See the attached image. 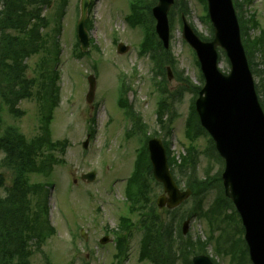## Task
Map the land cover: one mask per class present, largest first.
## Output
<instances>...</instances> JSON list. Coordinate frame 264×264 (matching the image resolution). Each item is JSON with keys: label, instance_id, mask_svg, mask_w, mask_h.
<instances>
[{"label": "rangeland", "instance_id": "374dc122", "mask_svg": "<svg viewBox=\"0 0 264 264\" xmlns=\"http://www.w3.org/2000/svg\"><path fill=\"white\" fill-rule=\"evenodd\" d=\"M128 1L94 0L88 16L93 22L89 33L98 49L89 46L85 53L79 54L75 46L79 0H67L65 13L61 18V34L58 37L59 78L56 84L59 89V101L50 124L52 138L67 141L64 153L55 151L56 156L62 158L64 162L55 166L48 178L42 175L30 177L32 182L47 180L52 184L48 208L50 223L56 232L42 246L43 253L33 251L31 257L33 264H46L44 255L49 258L51 264H110L112 262L113 240L105 245L99 244L98 240L105 234V229H115L119 216L126 213L123 188L125 180L132 172L135 149L139 145L135 136H125V132L131 127V121L125 116L124 111L115 105L118 80L126 83L125 87L129 91L132 109L146 123L147 132H157L160 139H166L171 152L177 158L184 152L183 147L187 143L184 137V124L193 96L187 88L192 84H201L193 51L181 37V25L178 18L172 15L174 21L170 31L171 57L175 61L176 69L188 76L190 82L189 80L182 82L186 88L182 89L180 80L173 72L171 80L166 81V87L170 91L169 95L164 94L165 102H169L166 118L171 120L172 124L171 134L166 135L156 120L155 111L159 94L154 87V80L159 81L161 76L155 75L150 55L138 53L137 44L143 33L138 27H130L125 20L128 14ZM186 3L190 8V13L186 17L188 22L202 36H210V23L203 18L202 3L199 0H187ZM56 5L57 3L52 9H45L43 12L50 21ZM243 13L246 18L249 13L256 16L258 28L256 26L250 29L248 34L251 37L257 35L259 30L264 28V0H251L243 7ZM55 22L56 19L52 20L45 32L51 35V27ZM118 42L129 46L127 52L124 54L116 52ZM43 55L41 51L28 60L27 75L38 81L40 80L38 72L33 69H36V64ZM219 60L220 69L227 72L229 64L223 53H220ZM256 61H259L258 56ZM258 68L261 69V66ZM94 70L97 71L95 72L96 92L92 104H89L85 101L86 77ZM164 75L166 76V73ZM258 79L259 77L254 76L255 83ZM37 89L38 86L35 83L33 92L35 93ZM178 90L182 91L181 94ZM259 96L263 98V95ZM17 106L23 111V115L17 118L6 117V124L17 125L28 138L38 134L40 112L35 96L21 100ZM91 118L94 119L93 122ZM90 128H93L92 134L89 135L87 147L83 148L82 142L86 139ZM196 145L198 147L195 172L197 177H204L207 172L213 175L222 168L221 160L211 152L205 136L199 137ZM88 171H94L96 174L91 183L80 179V175ZM0 172L4 176L5 185H9L12 173L1 167ZM174 175L180 180V187L185 188L188 173L175 169ZM154 187V190L158 192L159 188ZM215 193L216 189H212L206 195L204 207L208 208ZM193 201L192 197L189 198L184 206L175 212L174 217L177 218L175 221L180 224L183 222L178 219L185 217L183 214L192 206ZM157 213L161 214L165 223H169L172 213L164 210H157ZM132 219L136 222L137 218L132 216ZM189 220L187 233L192 237L204 239L210 233L205 220L199 218ZM172 229V236L177 239L179 227L177 229L175 225ZM84 231L87 234L85 239L81 237ZM233 234L234 236L226 232L228 241L224 245L227 253L218 254L215 252V242L220 232L213 231L214 239L208 245L207 251L218 264H234L229 253L235 248L234 240H237V230ZM108 235L112 239V236ZM140 237L141 228H134L129 238L128 257L123 264H150L138 258ZM180 239H184L183 236ZM235 259L237 260L236 256Z\"/></svg>", "mask_w": 264, "mask_h": 264}, {"label": "trees", "instance_id": "16d2710c", "mask_svg": "<svg viewBox=\"0 0 264 264\" xmlns=\"http://www.w3.org/2000/svg\"><path fill=\"white\" fill-rule=\"evenodd\" d=\"M201 1L204 2V0ZM154 2L155 0H135L132 4L133 14L129 21L132 25L138 24L145 27L147 37L144 50L152 51L157 67L162 71L164 65L171 63L173 59L169 52L162 51L160 43L154 37L150 14ZM56 3L54 15L51 14V21L56 19V22L51 27L50 35L45 32V29L50 26L51 21L48 16L42 15V12L43 8H52ZM66 4L67 0H0V152L4 154L0 166L9 169L12 173L10 186L4 189L3 195L0 194V264H30L29 257L32 251L29 246L34 244L35 248L39 249L45 239L53 233V229L44 216L47 213L46 184L30 182L29 175L48 176L54 165L60 162L55 151L63 152L64 150V142L51 140L49 125L58 101L56 86L58 73L54 64L57 62L59 52L57 41V35L60 32L59 19L64 13ZM235 6L237 7V2ZM176 12L189 14L186 0H175L172 14ZM238 18L249 66L253 73H258L255 70V55L261 56V62L264 65V32L251 39L247 35L248 24L255 25V20L244 21L240 15ZM41 50L46 51L47 54L39 63L38 74L41 76V81L35 93L40 108L41 123L39 134L27 139L14 126L2 127L3 114L4 112L15 116L22 114L17 104L20 100L32 96V88L36 83V79L27 77L26 61ZM262 74L264 75V69ZM178 79L187 81L181 75ZM256 89L258 93L264 92L263 78H260ZM197 90L198 88H194L195 93ZM165 106V103L161 102L162 110ZM262 106L264 108V101ZM140 126L144 128L143 125L140 124ZM202 132L192 106L186 135L190 141H193ZM169 164L192 171L187 185L193 191L194 202L185 210L186 217L204 218L209 226L215 225L220 230L241 226L231 202L224 196L220 172L202 180L194 176L196 148L193 144L188 146L187 153L181 157L179 164L173 158H169ZM137 168V175L127 184L126 197L130 202V211H138L143 216L141 221L145 233L141 256L150 258L153 264H172L178 255L183 259V264H191L192 255L206 253L207 245L213 239L212 233L208 235L207 240L199 237L195 240L190 237L180 239L179 234L178 240L173 238L172 226L178 223L175 221L177 218L173 215L169 223H165L153 207L151 167L145 148L138 159ZM3 182L4 177L0 173V187L3 186ZM212 189H216L217 194L213 203L204 210L203 199ZM120 222L126 223L121 230L129 231L132 226L130 219L122 217ZM239 228L238 232L241 236L242 229ZM240 236L235 240L238 244V252L235 255L231 249L230 253L233 260L235 256L237 257L238 264H244L248 261L247 248ZM126 238L127 236L124 235L122 242L119 241L118 244L119 248L123 247L122 251H124ZM227 241V235L221 234L216 240L215 252L227 253L224 245Z\"/></svg>", "mask_w": 264, "mask_h": 264}, {"label": "water", "instance_id": "95a60500", "mask_svg": "<svg viewBox=\"0 0 264 264\" xmlns=\"http://www.w3.org/2000/svg\"><path fill=\"white\" fill-rule=\"evenodd\" d=\"M173 0H159L153 8L156 31L164 46H168L169 28L167 12ZM89 0H81L77 24L82 49L88 45L84 28ZM208 12L214 27V39L200 41L183 19V37L195 49L205 77V85L196 100L202 125L212 135L216 148L224 158L222 181L225 195L239 212L245 227V240L253 264H264V114L257 101L253 80L239 37V27L231 0H207ZM223 48L231 69L228 75L217 70L216 47ZM126 48L122 47L121 51ZM89 90L86 100L91 102L95 91L94 76L88 77ZM149 157L154 177L163 183L164 195L158 206L173 208L190 193L180 192L169 173L165 151L158 139H151ZM82 178L91 181L94 173ZM188 221L183 224L187 230ZM105 241V240H103ZM194 264H212L205 256L193 258Z\"/></svg>", "mask_w": 264, "mask_h": 264}]
</instances>
